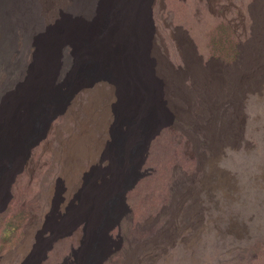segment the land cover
Wrapping results in <instances>:
<instances>
[{
  "label": "rangeland",
  "instance_id": "374dc122",
  "mask_svg": "<svg viewBox=\"0 0 264 264\" xmlns=\"http://www.w3.org/2000/svg\"><path fill=\"white\" fill-rule=\"evenodd\" d=\"M36 3L35 25L26 30L14 27L11 46L0 44V110L4 101L28 85L31 71L39 66L43 41L60 31L64 22L90 29L95 23V27L82 44L65 37L57 48L47 78L56 95L52 100L70 95L72 99L13 185L12 200L0 216V257L5 258L0 264H32L50 241L69 233L43 264L75 261L71 248L77 250L81 241L86 245L90 241L84 240L82 231L87 222L78 217L70 223L71 214L87 192L98 193L115 184L111 149L124 152L120 136L130 129L124 120L134 119L133 101L127 113L120 109L118 97L119 86L129 83L132 92L137 86L136 78L122 72V59L132 53L128 38L122 37L126 10L117 4L103 15L108 19L102 23L96 9L79 7L74 0ZM139 8L147 82L165 118L148 146L144 169L153 173L128 194L135 223L142 232L149 215L160 212L169 178L201 172L210 176L204 185H195L183 205L200 207V196L208 192L209 184L216 194L225 192L222 195L231 204L224 212L232 223L225 231L217 226L221 232L215 264H229L245 250L247 264H264V0H142ZM89 47L95 51L94 60H89ZM3 153L0 149V156ZM222 213L216 212L217 224ZM77 224L83 227L75 236ZM61 226L67 228L61 231ZM182 227L183 232L166 241L165 250L159 242L146 247L137 238L135 253L116 257L118 264H165L171 256H182L179 249L188 252L184 256L191 264L197 263L192 226ZM209 260L206 254L205 263Z\"/></svg>",
  "mask_w": 264,
  "mask_h": 264
},
{
  "label": "bare ground",
  "instance_id": "6f19581e",
  "mask_svg": "<svg viewBox=\"0 0 264 264\" xmlns=\"http://www.w3.org/2000/svg\"><path fill=\"white\" fill-rule=\"evenodd\" d=\"M74 1L79 3V7L85 4L86 9H96L102 23H105L108 19L106 16L103 17V15H109L111 8H116L117 4L126 10L123 17L127 18V22L122 26L126 31V35H122V37L128 38L129 52L132 48V53L122 59V72L129 78H136L137 86L133 92V87L129 83L119 86L118 89L120 90L118 97L122 104L120 109L128 113L132 101L135 106L133 108V121L132 119L128 121L127 118L124 120V123H128L130 129L127 132H122L120 136L124 152L111 149L112 174H114L115 184L113 182V184L107 186L108 188L98 193L87 192L80 208L74 210L75 213L71 214L70 223L74 222L78 217L84 218L87 222V226L82 231L84 240L89 239L90 243L86 245L81 241V247L77 250L72 247V255L75 261L72 262L70 258H66L63 264H118L116 257L120 258L123 254L126 258H129L135 253V243L136 240H139L137 239L139 237L144 241L146 247L152 243L159 242L160 248L165 250L166 241L173 236H178L183 225L192 226L195 234L193 238L198 244L196 246L198 251L195 252H198L199 260L197 263L192 264H215V243L219 242L218 235L221 232L217 226H223V231H225L232 223L226 215L227 212H224L226 210L229 211L231 208L230 198L227 199L224 196L225 194L222 195L225 193L222 189L220 190L222 194L217 193V196L216 192H213L215 189L214 185L209 184L208 190H206L208 192H203L204 194L200 196V207L193 203L183 205L188 199L186 195L192 192L195 185H204L205 178L210 175L206 176L201 172H183L169 178L167 193L162 197L163 205L160 212L156 215L153 213L149 215L148 220L150 222L142 232H140L138 225L135 223L134 212L128 203V194L141 181L150 177L153 173L144 169L148 156V146L158 134L155 133L157 126L163 123L162 121L165 118L158 111L156 104H154V96H152L154 92L151 84L147 82L149 65L140 50L143 43L144 26L138 11L142 0ZM36 11V0H0V44L6 48L11 46L14 27L23 30L31 29L37 21V15H34ZM223 21L226 22V16L223 17ZM93 25L91 29H94L95 23ZM229 25L232 26L233 22L229 23ZM97 27H100V21L97 23ZM91 29L79 23L64 22L60 31L43 41L44 44H42L39 56V66L31 71L28 85L20 90L19 95L17 93L16 96L9 97L1 106L0 120L5 122L0 121V149L4 152L0 156V216L7 210L12 200L13 185L17 177L23 172L24 164L29 160L32 151L47 138L52 123L60 114L66 112L67 106L72 99V95H70L63 97L60 101L53 102L52 100L56 95L53 94L51 89L54 87H51L47 78L52 75L57 48L62 45L65 37L79 45L82 44L81 42L87 38L86 36ZM120 46L121 44L117 47ZM237 48L238 51L241 50V43L237 45ZM89 52L91 57L89 60H94L95 51L89 47ZM122 56L124 55L122 54ZM236 61L237 59H235ZM135 95H137V98ZM153 111L155 112L154 116ZM3 123L8 125L4 126ZM35 125L36 127L33 129ZM130 145L131 147L136 145V148L130 151L128 150ZM111 198L113 199L110 200ZM228 206L229 209L227 208ZM192 210L194 213H191ZM217 211L223 212L222 214L224 215V218L218 224L216 221ZM151 219L153 220L151 221ZM70 223L65 225L68 227ZM67 227L61 226L59 230L64 231ZM81 227H83L81 224H77L72 234L77 236ZM61 231L59 233H62ZM69 234H64L61 237L71 236V233ZM223 237L226 238L228 236L224 235ZM62 238L50 241L49 245L41 250L39 258L33 261L32 264H43L48 259V254L55 250V245ZM201 242L205 244L199 245ZM224 244V246H227L226 243ZM232 245L230 244L229 246ZM108 247L116 249L118 254L109 251ZM245 252H242L236 259H232L229 264H247ZM184 253L187 254L188 252L179 249L178 254L182 256H171L170 261L167 263L191 264L184 256ZM189 253L192 252L190 251ZM206 254L212 258L207 263L204 261ZM4 259V257H0V262L3 263Z\"/></svg>",
  "mask_w": 264,
  "mask_h": 264
}]
</instances>
